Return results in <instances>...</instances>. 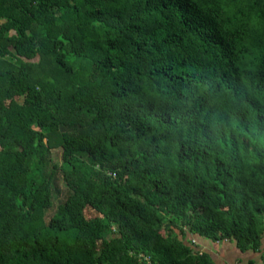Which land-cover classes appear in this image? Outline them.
Returning a JSON list of instances; mask_svg holds the SVG:
<instances>
[{"label": "trees", "instance_id": "obj_1", "mask_svg": "<svg viewBox=\"0 0 264 264\" xmlns=\"http://www.w3.org/2000/svg\"><path fill=\"white\" fill-rule=\"evenodd\" d=\"M194 237L264 257V0H0V264Z\"/></svg>", "mask_w": 264, "mask_h": 264}, {"label": "crops", "instance_id": "obj_2", "mask_svg": "<svg viewBox=\"0 0 264 264\" xmlns=\"http://www.w3.org/2000/svg\"><path fill=\"white\" fill-rule=\"evenodd\" d=\"M193 240L194 246L199 245V249L211 254L216 264H264L262 254L254 252L243 254L238 250L236 243L216 244L200 237H194Z\"/></svg>", "mask_w": 264, "mask_h": 264}, {"label": "rangeland", "instance_id": "obj_3", "mask_svg": "<svg viewBox=\"0 0 264 264\" xmlns=\"http://www.w3.org/2000/svg\"><path fill=\"white\" fill-rule=\"evenodd\" d=\"M189 237H192V236H189Z\"/></svg>", "mask_w": 264, "mask_h": 264}]
</instances>
